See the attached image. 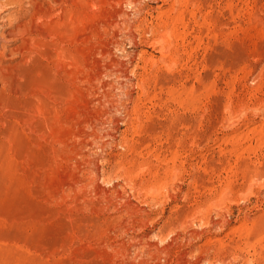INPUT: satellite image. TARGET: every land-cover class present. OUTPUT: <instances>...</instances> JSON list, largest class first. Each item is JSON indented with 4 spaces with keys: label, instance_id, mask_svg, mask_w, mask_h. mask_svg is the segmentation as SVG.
<instances>
[{
    "label": "rangeland",
    "instance_id": "1",
    "mask_svg": "<svg viewBox=\"0 0 264 264\" xmlns=\"http://www.w3.org/2000/svg\"><path fill=\"white\" fill-rule=\"evenodd\" d=\"M0 264H264V0H0Z\"/></svg>",
    "mask_w": 264,
    "mask_h": 264
},
{
    "label": "bare ground",
    "instance_id": "2",
    "mask_svg": "<svg viewBox=\"0 0 264 264\" xmlns=\"http://www.w3.org/2000/svg\"><path fill=\"white\" fill-rule=\"evenodd\" d=\"M158 26V25H157Z\"/></svg>",
    "mask_w": 264,
    "mask_h": 264
}]
</instances>
